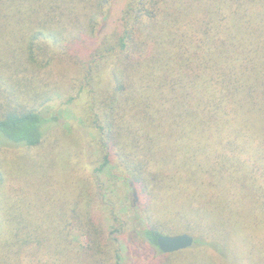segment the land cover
<instances>
[{"label":"trees","instance_id":"obj_1","mask_svg":"<svg viewBox=\"0 0 264 264\" xmlns=\"http://www.w3.org/2000/svg\"><path fill=\"white\" fill-rule=\"evenodd\" d=\"M115 1L0 0V152L29 153L58 120L49 105L42 111L16 104L7 93H41L57 85L68 90L71 82L83 88L112 61L111 91L91 92L104 151L99 171L115 157L133 188L146 197L143 211L134 223L114 218L120 227L106 240L101 226L77 209L72 210L80 231L76 236L73 224L65 223L67 211L54 224L33 216L12 226L0 221V264H69L71 257L82 256L108 262L109 255L121 264L120 238L130 223L138 241L160 252L158 238L182 222L186 232L195 234V244L175 255L207 248L225 259L238 245L247 251L239 242L229 246L234 240L225 229L229 219L246 224L248 238L258 231L255 221L245 222L236 207L198 210L212 217L207 222L188 217L180 191L174 193L177 204L170 212L154 211L153 201L162 194L156 191L178 174L177 167L154 159L155 140L182 141L192 162L212 148L216 131L207 130L211 126L226 131L230 145L215 154L219 169L214 173L232 177L238 189L224 199L240 195L244 207L259 210L263 227L257 235L264 238V0H131L120 30L99 38ZM71 70L76 76L70 77ZM165 106L172 116L162 113ZM166 120L189 128L162 137L160 123ZM3 178L0 172V182ZM255 197L262 208L255 206ZM81 236L85 244H75Z\"/></svg>","mask_w":264,"mask_h":264},{"label":"rangeland","instance_id":"obj_2","mask_svg":"<svg viewBox=\"0 0 264 264\" xmlns=\"http://www.w3.org/2000/svg\"><path fill=\"white\" fill-rule=\"evenodd\" d=\"M129 3L131 0L114 2L111 19L106 28L101 29L99 38L120 30L121 17L128 10ZM105 65V68L96 73V78L87 81L83 88L81 84L76 86L77 83L71 82V88L68 90L57 85L56 90L50 88L41 93L33 90L30 93H7L16 104L39 109L49 105L50 114L55 115L58 120L55 123L53 121L52 129L42 145L28 150L29 153L10 149L0 152V172L4 176L3 182H0V209L3 215L0 221L12 226L18 219L32 220L30 216H33L37 222L54 224L62 222L61 216L65 217L64 211H67L69 216L72 215L66 217L65 223L73 224L70 230L76 236L80 231L74 227L77 220L74 219L72 210L77 209L87 218H91L95 225L101 226L100 229L105 232L101 238L106 240L109 232L120 227V222L113 220L114 218L119 217L130 222L139 219L140 210L143 211L147 199L133 188L130 178L121 171L115 157L112 158L111 164L99 171L104 163V151L100 144V132L93 118L97 110L93 107L91 92H94V89H97L99 94L111 91L109 89L113 87L115 64L109 61ZM71 71L73 73H70V77L76 76V71ZM78 77L77 75L76 79ZM46 101L48 103L44 104ZM166 108L165 106L161 110L162 113L165 112L168 117L172 116L173 112L165 110ZM41 110L45 111V108ZM160 125L163 126L160 129L162 137L168 133L176 134L178 129L189 128L187 123L175 125L167 120ZM209 129L216 131L213 133L212 148L203 159L195 158L192 162L184 152L182 141L155 140L154 159L177 167L178 174L156 191V194H162L156 196L153 201L154 211L159 214L162 210L170 212L173 205L177 204L178 195L174 193L181 191L184 198L180 202L184 201L188 217H205L206 222L211 221V216H204L202 211L198 210L231 206L238 208V214L245 217V222L255 221L259 231L263 227L259 210L252 211L250 205L244 207L240 195L232 200L224 199L232 189H238L234 187L232 177L214 173V170L219 169L215 163V154L219 149L227 151L230 145L226 141V131L212 126L207 128ZM209 188L214 192L213 195ZM254 199L255 206L262 208L260 200L257 197ZM133 223L129 224L131 228L120 238L121 264H264V238L257 235L258 231L248 238L244 230L246 224L242 227L233 219L225 222V229L234 236L233 243L230 241L229 246L234 248L235 243L239 242L247 247V251H240L241 246L238 245V249H231L225 259L207 248L180 255H175L179 252L164 254L150 247L147 242L138 241V231ZM183 226L184 222L178 223V228L168 231L167 236L189 234L194 237L195 234L186 232ZM75 240V244L79 241L85 244V238L82 236ZM108 259V262H103L97 259L89 261L84 256L75 260L71 257L69 264H115V258L109 255Z\"/></svg>","mask_w":264,"mask_h":264},{"label":"water","instance_id":"obj_3","mask_svg":"<svg viewBox=\"0 0 264 264\" xmlns=\"http://www.w3.org/2000/svg\"><path fill=\"white\" fill-rule=\"evenodd\" d=\"M195 238L189 234H179L175 236L163 235L158 238L159 249L164 254H174L192 248Z\"/></svg>","mask_w":264,"mask_h":264}]
</instances>
